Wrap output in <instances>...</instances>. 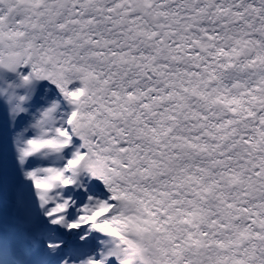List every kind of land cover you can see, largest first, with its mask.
I'll return each instance as SVG.
<instances>
[{
    "label": "snow or ice",
    "instance_id": "6c2138e0",
    "mask_svg": "<svg viewBox=\"0 0 264 264\" xmlns=\"http://www.w3.org/2000/svg\"><path fill=\"white\" fill-rule=\"evenodd\" d=\"M0 264H264V0H0Z\"/></svg>",
    "mask_w": 264,
    "mask_h": 264
}]
</instances>
